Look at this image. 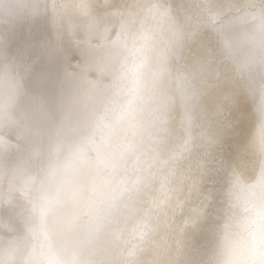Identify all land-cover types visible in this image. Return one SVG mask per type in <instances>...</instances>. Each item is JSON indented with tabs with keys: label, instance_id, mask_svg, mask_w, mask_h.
Listing matches in <instances>:
<instances>
[{
	"label": "bare ground",
	"instance_id": "6f19581e",
	"mask_svg": "<svg viewBox=\"0 0 264 264\" xmlns=\"http://www.w3.org/2000/svg\"><path fill=\"white\" fill-rule=\"evenodd\" d=\"M220 2L241 15L249 0ZM206 3L0 5V101L11 98L0 116V256L17 264H248L264 204V66L241 47L201 69L198 58L227 39L203 23ZM193 75L205 80L195 99L184 83ZM143 125L144 139L130 149ZM254 184L256 204L236 223L223 202ZM49 201L55 212L42 213Z\"/></svg>",
	"mask_w": 264,
	"mask_h": 264
},
{
	"label": "snow or ice",
	"instance_id": "6c2138e0",
	"mask_svg": "<svg viewBox=\"0 0 264 264\" xmlns=\"http://www.w3.org/2000/svg\"><path fill=\"white\" fill-rule=\"evenodd\" d=\"M6 0H0V5L5 3ZM204 20L203 23L210 29L216 30L218 35L227 36L217 48L211 52H205L202 57L198 58L197 64L201 69H211L214 67L213 61L223 59L225 61L232 58L234 52L244 47L248 51L250 60H257L264 66V0H249L248 3L239 7L241 15H232L225 11L226 8L233 7L231 4L225 5L220 0H207L203 6ZM92 22L89 21V26ZM104 32L108 31L107 26L103 29ZM2 42H0V50H2ZM206 75V72H205ZM185 87L191 92L192 99L196 98L197 90L205 84V80L198 75H193L191 80H185ZM11 104V98L0 101V116L7 113V109ZM262 116H264V105L261 106ZM209 129L202 131L201 135L205 138L209 137ZM259 138L261 153L264 154V119H262L259 128ZM213 144L219 149L221 148V138L212 133L211 136ZM264 186V181H262ZM211 196V193H209ZM207 199V197H206ZM45 203L41 206L42 213L55 212L54 208H50ZM259 225L253 228L251 236V251L252 256L248 264H264V204L261 205L259 210ZM0 264H17L11 258V254L5 258L0 256ZM63 264H74L73 261H65ZM83 264H92V262L85 261ZM189 264L191 262L189 261ZM199 264H220L219 261L208 258L203 259Z\"/></svg>",
	"mask_w": 264,
	"mask_h": 264
},
{
	"label": "rangeland",
	"instance_id": "374dc122",
	"mask_svg": "<svg viewBox=\"0 0 264 264\" xmlns=\"http://www.w3.org/2000/svg\"><path fill=\"white\" fill-rule=\"evenodd\" d=\"M164 48V47H163ZM135 50V49H134ZM162 51V50H161ZM158 53H160V52H158ZM221 70H224V69H221ZM225 71V70H224ZM138 77V76H137ZM164 115L165 114H162V116H160V118L162 119L163 117H164ZM264 117V116H263ZM158 126V125H157ZM145 127H146V125H143L141 128H140V132L138 133V135H136L135 136V141H133L130 145H129V148L131 149V148H134V147H137L136 145H138L139 144V142H142V139H144V137H145V134H144V132H145ZM160 129H161V127H160ZM165 129V128H164ZM169 129H170V127L169 126H167V128H166V130L165 131H168L169 132ZM137 138V139H136ZM141 155H139V156H137L136 158H134V159H132L130 162H129V164L127 165V168L125 169V174H124V183H123V186H128L129 184H130V180H131V177H132V175H133V172L135 171V169H136V166H139V157H140ZM141 158V157H140ZM250 158L251 157H249L248 156V159L250 160ZM136 159H138V160H136ZM138 161V162H137ZM156 169V168H155ZM250 180V179H249ZM249 183V182H248ZM253 187H254V189H253ZM257 189V185H255L254 184V186H252V188H250V190L248 191V189H247V186L245 185V187L242 189V193H238V194H236V199L238 200H235L234 198L235 197H230L229 196V198H226V200H224V204L227 206L226 208L228 209V210H234V209H236L235 211H236V213H233V216H235L236 214V217H235V221H236V223H238L240 220H238V218H241V217H243L244 216V213L245 214H250L252 211H250V208L249 207H251V206H253V205H255L256 204V201L255 200H253V198H249V197H252L253 195H254V192L256 191V189ZM245 190V191H244ZM243 195V196H242ZM246 195H249V196H247L246 197ZM252 195V196H251ZM241 196V197H240ZM247 198V199H246ZM246 200V201H245ZM248 200V201H247ZM235 201V202H234ZM250 201V202H249ZM232 202V203H231ZM237 202V203H236ZM246 202H249L248 204L246 203ZM251 203V204H250ZM237 204H238V207H237ZM246 204V205H245ZM186 205V206H185ZM184 205V207L186 208L187 207V204H185ZM244 205V206H243ZM232 206H234L233 208H232ZM230 207V208H229ZM247 207V208H246ZM237 209H239V210H237ZM244 211H243V210ZM186 210V209H185ZM248 212H246V211ZM237 211H239L238 213H237ZM240 214H241V216H240ZM243 214V215H242ZM240 216V217H239ZM255 219H257L258 220V222H260L259 221V219L258 218H255ZM254 219V222H255V225H256V221L257 220H255ZM237 220H238V222H237ZM259 224V223H258ZM251 227V226H250ZM253 228H254V226H252ZM251 227V230L253 229ZM256 227H258L257 225H256ZM255 227V228H256ZM162 245V244H161ZM160 244H158L157 245V248L158 247H162ZM164 246V245H163Z\"/></svg>",
	"mask_w": 264,
	"mask_h": 264
}]
</instances>
